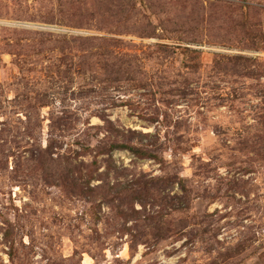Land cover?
<instances>
[{
  "label": "rangeland",
  "instance_id": "1",
  "mask_svg": "<svg viewBox=\"0 0 264 264\" xmlns=\"http://www.w3.org/2000/svg\"><path fill=\"white\" fill-rule=\"evenodd\" d=\"M262 116L264 0H0V264H264Z\"/></svg>",
  "mask_w": 264,
  "mask_h": 264
},
{
  "label": "trees",
  "instance_id": "2",
  "mask_svg": "<svg viewBox=\"0 0 264 264\" xmlns=\"http://www.w3.org/2000/svg\"><path fill=\"white\" fill-rule=\"evenodd\" d=\"M147 36H152V34H148ZM196 52H199L197 50H194ZM262 120H261V123H262V127L259 129V134L256 136V138H254L253 140V143H259L261 145H263V148H264V116L260 117ZM133 133V132H131ZM135 142H133V140L129 139V140H126V142H119L117 141V143H113L112 144V148L114 149H127V150H130L132 152H135L140 158H145V157H153V158H156V155L155 154H149V152L142 148V147H137L135 146L136 143L134 144Z\"/></svg>",
  "mask_w": 264,
  "mask_h": 264
}]
</instances>
